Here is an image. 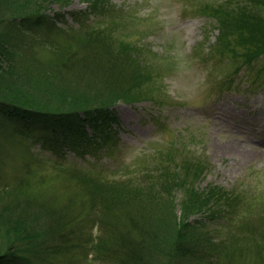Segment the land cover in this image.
I'll list each match as a JSON object with an SVG mask.
<instances>
[{
  "label": "trees",
  "instance_id": "trees-1",
  "mask_svg": "<svg viewBox=\"0 0 264 264\" xmlns=\"http://www.w3.org/2000/svg\"><path fill=\"white\" fill-rule=\"evenodd\" d=\"M82 1L83 12L65 10L71 0H0V135L10 127L19 142L51 151L53 163L67 149L115 140L113 108L153 100L157 88L138 47L118 39L115 24L94 23L110 0ZM206 10L222 36L250 43L246 65L264 54V0ZM39 48L53 57L35 56ZM180 147L119 178L92 164L71 168L84 203L33 196L25 178L0 181V264H46L64 253L67 264H264V188L199 189L207 165ZM216 221L225 236L208 229Z\"/></svg>",
  "mask_w": 264,
  "mask_h": 264
},
{
  "label": "rangeland",
  "instance_id": "rangeland-1",
  "mask_svg": "<svg viewBox=\"0 0 264 264\" xmlns=\"http://www.w3.org/2000/svg\"><path fill=\"white\" fill-rule=\"evenodd\" d=\"M224 1L110 0L107 12L94 23L104 28L115 24L117 38L138 47L149 64L147 74L157 84L154 99L117 104L110 123L115 140L86 144L78 152L67 149L61 163L45 160L56 156L39 143L19 142L8 127L0 135V181L10 184L25 178V188L33 196L84 203L89 200L71 168L89 170L92 164L119 178L134 165L159 157V152L177 153L184 145L189 155L207 165L199 189L209 184L248 192L264 188V54L246 65L242 53L251 52L250 43L231 34L222 36L206 5L216 7ZM85 9L82 0H71L65 7ZM34 54L43 60L52 56L41 48ZM245 138L258 149L253 151L242 141ZM232 144L241 149L230 151ZM221 224L213 222L208 229L225 236L228 228ZM246 253L240 257L244 263L252 257ZM69 257L58 254L46 264H67ZM68 264L94 262L80 258Z\"/></svg>",
  "mask_w": 264,
  "mask_h": 264
},
{
  "label": "bare ground",
  "instance_id": "bare-ground-1",
  "mask_svg": "<svg viewBox=\"0 0 264 264\" xmlns=\"http://www.w3.org/2000/svg\"><path fill=\"white\" fill-rule=\"evenodd\" d=\"M242 141L245 142V144H246V143L251 144V145H252L251 148H252L253 151H256V150L258 149V148H256V147L254 146L253 143H251V142L248 140V138H245V139H243ZM232 146H233V147H232ZM232 146H231L232 148H231V147L229 148L230 151H232V149H237V148H238L239 150L241 149V148H239L237 145L232 144ZM235 147H237V148H235ZM227 150H228V148H227Z\"/></svg>",
  "mask_w": 264,
  "mask_h": 264
}]
</instances>
